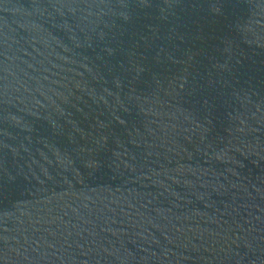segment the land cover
I'll use <instances>...</instances> for the list:
<instances>
[{"label": "water", "instance_id": "95a60500", "mask_svg": "<svg viewBox=\"0 0 264 264\" xmlns=\"http://www.w3.org/2000/svg\"><path fill=\"white\" fill-rule=\"evenodd\" d=\"M0 264H264V0H0Z\"/></svg>", "mask_w": 264, "mask_h": 264}]
</instances>
